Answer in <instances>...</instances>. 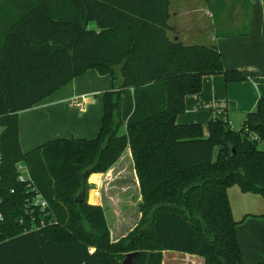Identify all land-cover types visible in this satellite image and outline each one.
I'll list each match as a JSON object with an SVG mask.
<instances>
[{"label":"trees","instance_id":"16d2710c","mask_svg":"<svg viewBox=\"0 0 264 264\" xmlns=\"http://www.w3.org/2000/svg\"><path fill=\"white\" fill-rule=\"evenodd\" d=\"M169 19L170 0H0V264H121L131 252L140 253L134 264H162L164 252L245 264L237 226L259 216L235 220L228 189L264 204V98L238 131L220 119L207 134L199 123L178 124L203 77L248 76L226 70L214 45L170 40ZM89 70L112 80L96 137L23 152L20 113ZM127 148L141 217L113 242L86 190L89 176L107 172ZM18 163L36 192L19 182ZM36 193L46 208L28 205Z\"/></svg>","mask_w":264,"mask_h":264},{"label":"crops","instance_id":"0c3cea01","mask_svg":"<svg viewBox=\"0 0 264 264\" xmlns=\"http://www.w3.org/2000/svg\"><path fill=\"white\" fill-rule=\"evenodd\" d=\"M170 21L173 28L172 41H180L186 45H214L221 54L226 70H237L248 76L247 81L234 83H226L222 75L203 77L201 91L186 96L185 111L177 116L176 122L199 123L207 134L209 122L212 119H220L230 124L233 130H240L245 124L247 114L256 108L260 98H264V1L171 0ZM99 76L95 70H89L32 109L21 112L19 141L22 151H31L58 138H95L101 127L103 105L100 100L101 110L99 102L91 101L85 94L100 92H87L86 89L101 80ZM119 83L120 78L117 79V86ZM83 96L85 109L79 112L71 106L70 101ZM2 130L0 127V133ZM115 168L122 172L131 169L138 189L137 201L139 205L142 203L133 159L130 149L127 148L107 172L94 173L88 178V191L92 194L88 193L87 202L102 207L107 222L109 211L105 207L104 193L108 184H105L104 188L101 185L102 179L109 177ZM257 195L240 190L238 198L241 208L238 217H235L230 202L233 217L237 221L243 220L248 214L259 216L247 217L237 226L245 264H264V217L260 216L264 214V204L263 200L262 204L258 202ZM122 237L124 236L114 238L111 233L113 242ZM171 264L205 262L198 256L171 252Z\"/></svg>","mask_w":264,"mask_h":264},{"label":"rangeland","instance_id":"374dc122","mask_svg":"<svg viewBox=\"0 0 264 264\" xmlns=\"http://www.w3.org/2000/svg\"><path fill=\"white\" fill-rule=\"evenodd\" d=\"M169 25H171V21L169 22ZM89 27L91 29L97 30V27L94 23H91ZM168 37L171 40V31L168 32ZM99 77L101 78V80H97L95 85H90L86 89L88 90L87 92H91V91H100V92L88 93L85 94V96H87L91 101L93 100L96 102L98 101L99 106L101 108V101H102L101 93L110 90L112 86H111V77L109 76L108 77L99 76ZM236 127L239 128L238 126ZM126 158H128L127 155ZM102 181L103 183L101 186L103 188L105 184H108L105 187L107 188V190L105 191V193L104 192L103 193H104L105 207L109 211L107 223L110 229V233H112V236L114 238L126 236L137 225L140 219V210H139L140 205L138 204L137 201L138 189L134 181L133 172L129 168L128 171L124 170L123 172L120 169L115 168L111 173V175L106 179H102ZM88 193L90 192L86 190V197ZM228 194L230 198L229 200L234 208L235 217H238V212L240 211L241 208L239 203L241 201L238 198V194H240L239 187L237 185L231 186L230 189H228ZM256 198H258V202H261L262 204V198L259 195H257ZM162 264H171V252H166L163 255Z\"/></svg>","mask_w":264,"mask_h":264},{"label":"built area","instance_id":"2783aa9c","mask_svg":"<svg viewBox=\"0 0 264 264\" xmlns=\"http://www.w3.org/2000/svg\"><path fill=\"white\" fill-rule=\"evenodd\" d=\"M85 97H81V98H74L71 100V106L74 107L76 110H78L79 112H83L85 109ZM229 127L231 128V125L228 124ZM232 129V128H231ZM1 163H2V155L0 153V167H1ZM17 171H18V180L21 183H24L27 188L33 192H36V188L34 187V184L29 176L28 170L26 168V166L22 163H18L17 164ZM0 180H1V176H0ZM28 205H34L37 207H40L42 209L47 207V202L41 197V195L39 194H35L31 200H28ZM3 220V216L0 213V221ZM94 251L93 248H89V253H92Z\"/></svg>","mask_w":264,"mask_h":264},{"label":"water","instance_id":"95a60500","mask_svg":"<svg viewBox=\"0 0 264 264\" xmlns=\"http://www.w3.org/2000/svg\"><path fill=\"white\" fill-rule=\"evenodd\" d=\"M231 155H234V150L232 149ZM139 252H131L125 255L121 264H134V261L139 257Z\"/></svg>","mask_w":264,"mask_h":264},{"label":"bare ground","instance_id":"6f19581e","mask_svg":"<svg viewBox=\"0 0 264 264\" xmlns=\"http://www.w3.org/2000/svg\"><path fill=\"white\" fill-rule=\"evenodd\" d=\"M97 182V181H96ZM91 190V189H90ZM91 193V192H90ZM92 194V193H91ZM91 197L93 198V195H91ZM94 203V202H93Z\"/></svg>","mask_w":264,"mask_h":264}]
</instances>
